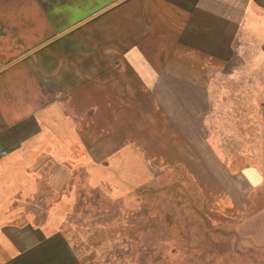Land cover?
Wrapping results in <instances>:
<instances>
[{
    "label": "crops",
    "instance_id": "1",
    "mask_svg": "<svg viewBox=\"0 0 264 264\" xmlns=\"http://www.w3.org/2000/svg\"><path fill=\"white\" fill-rule=\"evenodd\" d=\"M38 142L55 189L127 151L187 173L211 227L264 222V0H0V160ZM0 264L84 263L12 222Z\"/></svg>",
    "mask_w": 264,
    "mask_h": 264
},
{
    "label": "rangeland",
    "instance_id": "2",
    "mask_svg": "<svg viewBox=\"0 0 264 264\" xmlns=\"http://www.w3.org/2000/svg\"><path fill=\"white\" fill-rule=\"evenodd\" d=\"M46 146L33 143L16 160H0V223L63 232L84 264H264V239L254 238L264 233L262 217L211 227L181 169L156 175L126 151L95 175L73 158L55 189Z\"/></svg>",
    "mask_w": 264,
    "mask_h": 264
}]
</instances>
